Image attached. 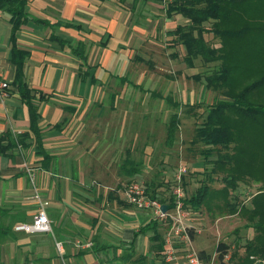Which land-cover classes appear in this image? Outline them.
<instances>
[{
  "label": "crops",
  "instance_id": "obj_1",
  "mask_svg": "<svg viewBox=\"0 0 264 264\" xmlns=\"http://www.w3.org/2000/svg\"><path fill=\"white\" fill-rule=\"evenodd\" d=\"M26 2L29 19L14 42L9 16L0 9V79L10 85L9 97L0 101V138L19 133L20 140L30 128L28 107L14 84L15 47L28 53L22 75L34 95L44 154L29 139L22 154L0 153V264H165L151 212L127 203L120 182L140 173L143 163L128 156L136 148L150 154L158 120L166 129L172 114V84L156 90L153 79L138 71L145 64L172 70L171 31L184 19L167 18L164 3L153 0ZM71 47H82L85 59ZM184 96L195 100L192 92ZM148 98L169 105H141L132 115L130 140L129 108ZM24 163L36 171L53 235L14 231L36 213ZM129 167L137 172L129 175ZM157 230L162 238L165 224L157 222ZM192 235L195 243L199 234ZM54 241L61 243L60 253Z\"/></svg>",
  "mask_w": 264,
  "mask_h": 264
},
{
  "label": "trees",
  "instance_id": "obj_2",
  "mask_svg": "<svg viewBox=\"0 0 264 264\" xmlns=\"http://www.w3.org/2000/svg\"><path fill=\"white\" fill-rule=\"evenodd\" d=\"M153 1L164 3L167 18L179 15L184 19V24L178 25L171 34L185 50L183 59L186 65L192 66L193 60L198 58L206 64H217L216 69L204 77L205 87L214 91L222 90L223 98L207 106L203 121L195 129V140L205 148L201 153L207 166L202 173L205 180L211 182L214 176H221V181L225 183V193L228 189H235L237 182H243L247 177L254 183L259 182L260 174L264 172V0ZM26 4V0H0V9L8 14L12 26V42L15 32L29 19L25 12ZM62 44L65 45L64 42ZM71 51L80 59H85L82 47H71ZM27 57V52L12 48L14 84L17 85L20 98L27 105L30 116L29 132L21 137L20 143L25 147V139H29V145L34 146L39 154H44L38 127L40 117L32 104L34 95L23 81L22 66ZM239 76L252 79V82L240 89L242 78ZM193 77L198 78L199 75ZM172 103L175 108L179 106L174 101ZM178 125L179 116L172 113L166 127L167 147L173 146ZM1 142L6 144L4 148H0V153L16 147L15 140L9 133L0 138ZM214 154L216 157L211 159ZM127 172L132 175L137 171L134 167H129ZM162 188L161 185L154 187L148 184L145 192L151 199L162 204L171 203V196H165L164 193L168 187ZM210 191L207 183H202L184 200L185 205L194 210L199 209L208 200ZM251 205L249 219L253 221L251 227L255 235L243 245L245 256L241 264H263V186L252 197ZM230 206L231 210L236 209L234 205ZM153 225V238L159 241L158 249L163 257V238L158 233L157 221ZM188 233L193 238L191 229H188ZM215 251L219 259H222L229 251V246L219 242ZM198 254L202 260L210 256L204 251Z\"/></svg>",
  "mask_w": 264,
  "mask_h": 264
},
{
  "label": "rangeland",
  "instance_id": "obj_3",
  "mask_svg": "<svg viewBox=\"0 0 264 264\" xmlns=\"http://www.w3.org/2000/svg\"><path fill=\"white\" fill-rule=\"evenodd\" d=\"M176 42L172 38V70H169L167 65H160L162 72H158L154 69V65L145 64L138 71L140 76L144 72L146 78L153 79V82L156 83L154 86L156 90L165 92L168 90V85L172 84V99H183L180 101L181 103L176 102L179 105L177 108L172 103V113H177L179 116L178 131L173 146L170 148L165 145L166 129L162 126L164 125L161 123L162 120H158V131L154 134V140L151 141L152 149H148L147 152L150 154H145L144 150L138 151L139 148H136L132 151L133 154L128 156L129 161L143 163L142 166L137 167L140 169V173L131 180L125 178L120 183H123L124 188L130 182H138L144 186L150 184L154 187L161 185L162 189L168 187L164 193L165 196H169L175 187L174 177L178 167L185 166L187 174L182 178L181 184L185 199L198 188L196 185L200 186L206 182L211 189L208 200L199 209L194 210L186 206L188 214L186 226L192 230V233L199 234L195 243L191 244L192 249L196 252L204 249L206 252H210L205 253L211 256L216 253L217 244L223 242L229 246L228 252L230 253V260L226 264H241L245 256L243 245L252 240L255 235L251 227L253 221L249 219V211L252 209V197L257 194L258 189L264 187V172L260 174L259 182L254 183L250 177H247L246 180L244 179L245 181L237 182L235 189H228L225 193L223 191L225 183L221 181V176L216 175L214 180L208 182L200 171L193 170L207 168L203 154H201L205 148L195 140V129L203 121L207 106L222 99L223 95L222 90L214 91L205 87L204 77L212 73L217 64H206L198 58L193 60L192 66L186 65L182 61L183 57L180 58L181 52L185 54V50ZM164 44L168 45L167 42ZM197 74L198 78L193 77ZM239 78H242L240 79V89L252 82V79H245L243 76H239ZM189 92L194 93L195 100L184 96ZM141 105H144L145 108L160 110V105L163 108L169 104L148 98L145 101H140L137 106L135 104L129 108L130 140L135 137V133L132 132V121L134 120L132 115L142 109ZM162 112L163 110H161ZM158 118L163 119V114ZM142 136L144 137V135ZM215 157L214 154L211 159ZM230 205H234L236 209L231 210ZM181 257H183L182 253L178 255V259ZM182 260L176 263H180ZM262 263L264 264V261Z\"/></svg>",
  "mask_w": 264,
  "mask_h": 264
},
{
  "label": "built area",
  "instance_id": "obj_4",
  "mask_svg": "<svg viewBox=\"0 0 264 264\" xmlns=\"http://www.w3.org/2000/svg\"><path fill=\"white\" fill-rule=\"evenodd\" d=\"M10 85L7 81L0 79V101H4L9 97ZM19 133L14 134L16 143V151L22 154L23 148L19 140ZM23 169L31 187V201L36 206V213L30 221L19 223L14 227L15 232H23L25 234L48 233L53 235L50 220L45 211V203L41 196L37 184V174L35 169L27 164H23ZM187 174V168L180 165L176 171L174 182L175 187L170 192L172 198L171 203L162 204L156 199H151L145 192L144 187L137 182H130L124 188V196L130 205L140 211H150L152 220L165 224V230L162 238L164 243L163 262L165 264H221L230 260V253L227 252L222 259H219L218 253L202 260L198 252L191 247V239L186 226V218L188 216L185 205L184 191L181 188L182 178ZM169 205L172 209L162 212L161 206ZM178 245H181L179 247ZM55 249L60 253L62 245L58 241H54ZM182 253L183 257L178 259V255Z\"/></svg>",
  "mask_w": 264,
  "mask_h": 264
},
{
  "label": "water",
  "instance_id": "obj_5",
  "mask_svg": "<svg viewBox=\"0 0 264 264\" xmlns=\"http://www.w3.org/2000/svg\"><path fill=\"white\" fill-rule=\"evenodd\" d=\"M170 209H172V206H169V205H162L161 206L162 212H166V211H168Z\"/></svg>",
  "mask_w": 264,
  "mask_h": 264
}]
</instances>
